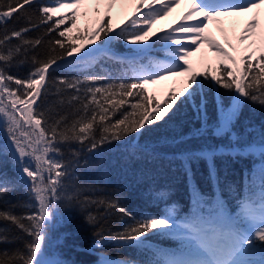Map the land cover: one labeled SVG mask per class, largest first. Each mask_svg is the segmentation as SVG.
I'll use <instances>...</instances> for the list:
<instances>
[{"label":"snow or ice","instance_id":"obj_1","mask_svg":"<svg viewBox=\"0 0 264 264\" xmlns=\"http://www.w3.org/2000/svg\"><path fill=\"white\" fill-rule=\"evenodd\" d=\"M174 13L169 29L158 27ZM114 41L128 45L130 57L113 53ZM157 44L164 59L150 55ZM101 55L126 64L131 75L53 78L64 64L91 66ZM25 63L26 77L10 74ZM205 88L230 97V106L217 100L219 134L231 130L243 103L264 107V0H0V197L19 184L30 201L22 214L0 209V244L13 229L23 243L0 249V264H67L52 248V230L58 210L73 206L95 207L86 217L93 225L112 211L134 220L110 237L94 233L96 248L108 241L139 247L155 234L183 247L155 250L153 264H264V135L247 148L261 158L259 184L235 209L197 191L182 220L172 208L135 219L119 200L93 198L76 177L87 166L84 153L121 141L134 153L133 136L185 105L205 110ZM6 160L14 176L4 171ZM98 264L135 261L102 256Z\"/></svg>","mask_w":264,"mask_h":264},{"label":"trees","instance_id":"obj_2","mask_svg":"<svg viewBox=\"0 0 264 264\" xmlns=\"http://www.w3.org/2000/svg\"><path fill=\"white\" fill-rule=\"evenodd\" d=\"M169 26L164 29H169ZM39 34L33 32L31 35ZM161 48L162 45H155L150 55L164 59L163 53L158 51ZM111 50L120 57L131 55L129 46L121 41H114ZM68 59L71 61L74 58ZM30 67L26 63L19 64L10 68L9 72L23 78ZM89 73L112 79L131 75L126 64L101 55L91 66L64 64L53 72V78H82ZM204 93L207 100L205 110L198 111L192 104L185 105L166 123L154 125L142 136H133V145H139L134 153L123 141L104 146L97 153H84L81 164L84 160L88 163L76 171L79 184L86 186L93 198L119 200L120 205L133 213L135 219L164 214L169 208L175 210L177 219L184 218L193 211L197 191L205 201L221 199L227 208L235 209L238 201L247 195L250 185L259 184L262 161L258 154L249 153L247 148L251 144H258L264 135V107L250 101L243 103L239 118L231 130L219 134L217 100L230 106L229 94L219 88H205ZM3 137L4 132L0 131V140ZM213 152L214 155L205 158V153ZM4 171L10 176L16 174L7 160ZM27 203H30L27 190L19 184L16 190L0 197V209L11 207L16 214H22ZM88 212L95 214V207L81 209L73 206L58 210L51 243L59 258L67 261V264H98L102 256L131 260L135 264H153L158 259L155 250L171 252L177 248L175 237L155 234L139 247L108 241L96 248L94 241L98 237L94 233L102 232L105 237H110L123 231L134 220L112 211L93 225L86 220ZM9 241L0 244V249L23 247L15 229L9 235Z\"/></svg>","mask_w":264,"mask_h":264},{"label":"rangeland","instance_id":"obj_3","mask_svg":"<svg viewBox=\"0 0 264 264\" xmlns=\"http://www.w3.org/2000/svg\"><path fill=\"white\" fill-rule=\"evenodd\" d=\"M177 18V15L174 13L173 14V17H170L168 20H165V21H162L161 23V28H165L167 27L168 24H171L173 23V21ZM217 38H220L219 35L217 34ZM178 220H182V219H178ZM176 239V238H175ZM177 241V248H174L171 252H175L177 251L180 247H183V245L181 244L180 240L179 239H176Z\"/></svg>","mask_w":264,"mask_h":264}]
</instances>
